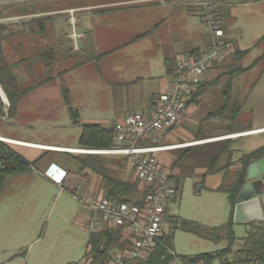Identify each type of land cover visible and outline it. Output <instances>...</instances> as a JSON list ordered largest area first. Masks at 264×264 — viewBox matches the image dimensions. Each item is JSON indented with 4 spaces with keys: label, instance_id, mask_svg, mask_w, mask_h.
<instances>
[{
    "label": "rangeland",
    "instance_id": "1",
    "mask_svg": "<svg viewBox=\"0 0 264 264\" xmlns=\"http://www.w3.org/2000/svg\"><path fill=\"white\" fill-rule=\"evenodd\" d=\"M119 1L123 0H0V25L5 27L9 35L4 41L5 56L11 64L26 60L17 64L14 71L19 76L20 86L36 88L21 103L23 115L17 119L0 118V134L23 131L20 124H25L30 126L33 134L53 137L59 133L69 143L78 144L82 124L114 126L124 117V99L121 91L116 92L107 79H122L134 74L136 63H130L133 59L131 55L136 57L139 51L131 54L124 48L105 54L108 48L126 45L136 34L167 18L134 48L152 47L150 51L140 54L150 59L154 57L159 66L156 72L162 74V58H170L174 62L181 54L178 52H187L186 48L204 42L207 27L203 22L202 9L204 7L206 10L210 4L218 12L229 38L236 41L239 49H250L239 63L242 67L251 66L264 54V41L257 44L264 35V0H160L124 4L122 12L118 11L120 13L116 14L103 16L100 13L104 10H120V6L113 4ZM158 5H162L161 10L153 11L154 6ZM170 9L174 12L172 16L166 13ZM74 32L79 36L75 38ZM60 47L70 56L61 65L48 69L41 54L49 50L62 52ZM78 47L82 49L78 50ZM101 54L103 57L99 58ZM54 55L52 66L56 61L59 62L58 58L62 59L64 56L59 54L57 58V54ZM75 64H78L75 70L64 77H58L60 70ZM131 70L133 72L129 73ZM250 70L233 79L232 95L241 103L244 102L243 110L237 118L238 123L230 124L223 117L208 119L202 123L207 127L219 128L218 133L222 135L208 137L199 132L197 138L190 141L188 137L174 136V133L168 131L162 143L202 144L211 139L258 129L250 124L264 126V60ZM222 71L216 69L207 73L204 81L216 79ZM50 77L55 79L41 87L40 83ZM228 79L229 76L223 75L217 85L206 90L199 103L201 113L214 112L221 107ZM66 89L69 90L72 106L79 112L80 126H70L73 119L64 99ZM39 109L49 110L52 115L33 116V111ZM54 125L64 127L50 130L41 128ZM229 129L245 131L229 133ZM263 138L264 134L236 138L237 141L231 146L234 148L233 155L230 158L226 155L216 164V169L228 165L227 169L208 174L198 171L182 172L184 175L180 192L168 207L167 222L168 216H173L195 221L209 229L226 224L231 218L233 206L228 193L217 191L216 188L234 180L235 172L241 167L240 157L259 146ZM181 149L183 148L157 154L158 159L170 168L172 174L175 165H169L167 157L172 156L173 162L176 161ZM98 155L104 159L113 175L119 176L121 170L128 171L124 156ZM69 160L72 166H80L76 159L71 157ZM194 165L205 166L207 160ZM30 192L25 185L18 187L12 184L5 188L0 198V264L80 262L88 249L89 230L85 218L89 217L90 211L65 190L51 193L39 205ZM36 205L38 208L34 210ZM77 215L81 220L77 221ZM254 225L264 226V220L234 222L237 238L235 250L241 248L244 238L254 231ZM169 231L168 223L167 233ZM221 236L216 241L177 229L173 233L172 249L179 257L215 252L228 245L226 233L222 232ZM233 258L234 255L228 257L229 260Z\"/></svg>",
    "mask_w": 264,
    "mask_h": 264
},
{
    "label": "built area",
    "instance_id": "2",
    "mask_svg": "<svg viewBox=\"0 0 264 264\" xmlns=\"http://www.w3.org/2000/svg\"><path fill=\"white\" fill-rule=\"evenodd\" d=\"M207 6L205 7V9ZM203 22L207 27L208 44L199 53L179 54L172 70L168 73L169 86L156 97L154 108L148 114L131 113L115 127V146L109 149H71L54 148L60 151H85L91 154H113L129 159L135 169L140 188L147 192L142 205L131 202L88 196L80 202L91 211L92 218L87 223L89 232H98L104 228L120 229L122 241L127 243L124 249H117L111 258L103 264H136L145 261L154 251L160 237L167 233L168 207L176 197L178 190L172 178V172L158 159L157 154L183 147L185 144H163L166 133L196 108V93L207 73L229 60L234 44L229 38L217 12L206 9ZM76 38L77 33L74 32ZM153 140L154 144H141V141ZM9 143L0 136V144ZM30 146H40L24 143ZM82 153V152H77ZM45 174L53 181L62 184L66 171L51 164ZM173 254H176L172 251ZM93 259L83 258L77 264H92ZM171 264H186L175 259ZM193 264H206L196 262ZM213 264H239L215 261ZM244 264H258L248 262Z\"/></svg>",
    "mask_w": 264,
    "mask_h": 264
},
{
    "label": "trees",
    "instance_id": "3",
    "mask_svg": "<svg viewBox=\"0 0 264 264\" xmlns=\"http://www.w3.org/2000/svg\"><path fill=\"white\" fill-rule=\"evenodd\" d=\"M214 5V4H213ZM208 9L214 12L216 10L211 8V4L208 5ZM204 11V7L202 9ZM218 13V12H217ZM219 15V14H218ZM220 17V16H219ZM221 19V18H220ZM224 25V24H223ZM225 27V26H224ZM226 28V27H225ZM141 36V35H140ZM9 37L5 31V27L0 25V85L5 92L8 99L9 106L6 105L0 94V118L14 117L17 114L18 106L21 99L30 93L34 86L22 87L19 84L18 75L14 71L15 64H11L4 51V41ZM139 38V36L137 37ZM234 44V52L228 61L219 64L216 69H222L219 77L212 81H203L196 93V102L203 96L210 86L217 85L221 76L227 75V80L223 90V103L221 107L209 114V118L223 117L228 120L230 124L236 123L239 113L242 109V103L232 95L233 79L238 75H242L256 64L264 60V54L259 57L251 66L242 67L240 61L250 52V49H239L234 39H231ZM264 41V35L259 39L258 43ZM201 49H195L190 52L191 54L199 53ZM54 51H47L41 54V57L46 61L47 65H51L54 59ZM25 60V59H24ZM173 68V67H172ZM170 68V71L172 70ZM64 99L71 113L73 123L79 124V112L72 106L69 90H64ZM175 128V127H174ZM170 129L169 131L173 130ZM235 129H231L234 132ZM141 144H154L153 140L141 141ZM233 140L225 139L215 143L205 144L199 147L195 151L197 157L195 163H202L207 160V172L214 173L216 171L224 170L227 166L219 167L216 169V164L220 158L224 155H232ZM79 145L82 149H109L115 146V130L114 126H105L98 123H85L82 124V132L79 137ZM4 152L8 161V168L6 171L0 174V192L3 188L4 180L7 175L29 170L31 165L24 161L17 153L4 146ZM193 149L190 147H184L180 150V154L177 156L176 162L187 155ZM264 157V145L248 153H243L240 157L241 167L237 169L234 174V180L225 185L221 184L216 190L228 193L230 201L232 203V212L230 220L219 227L209 229L204 225L192 220L183 219L180 217L168 216V223L170 225V231L164 236L160 237V241L156 245L154 251L145 261L137 262L136 264H171L175 259H179L182 263L193 264L196 262H204L206 264H213L215 261L221 262H233L244 264L248 262H257L258 264H264V226L254 225V231L249 232L248 236L244 238L241 248L235 250L236 235L234 232V208L236 204L237 195L242 186L247 182V173L249 165ZM204 159V160H203ZM83 166L91 168L97 172L103 178V187L105 189V197L108 199H117L119 201L131 202L136 205H142L145 201L147 192L140 188L139 181L130 182L121 179L119 176L113 175L111 170L105 165L104 159H101L99 155H93L88 159L82 161ZM198 166V165H196ZM173 180L178 190V193L174 199L179 195L181 188L182 177L172 174ZM181 229L184 231L192 232L197 236L205 239L220 240L221 233H226L228 239V245L218 251L211 253H203L196 256L188 257L173 254L172 251V238L175 230ZM127 243L122 241V234L120 229L104 228L98 232H91L88 239V249L84 258H92V264H103L108 261L113 252L117 249H124ZM234 255L232 260L228 257Z\"/></svg>",
    "mask_w": 264,
    "mask_h": 264
},
{
    "label": "crops",
    "instance_id": "4",
    "mask_svg": "<svg viewBox=\"0 0 264 264\" xmlns=\"http://www.w3.org/2000/svg\"><path fill=\"white\" fill-rule=\"evenodd\" d=\"M151 1H160V0H125V1L123 0V1L113 3L116 6H120L119 7V8H121L120 10H115V11L104 10V11H101L100 13L103 16H106L110 13L116 14V13L122 12V8L124 9V4L130 5V4L145 3V2L150 3ZM161 6L162 5L154 6L153 11H155L156 9L158 11H160ZM118 11H120V12H118ZM166 13L167 14L170 13V16H172V14L174 12L172 13V11L170 9ZM166 20H167V18H164L160 22L155 24L152 28H150L144 32H141L140 34H136L135 36L132 37V39L128 43H126V45H122L121 47H118V48H108V50L105 52V54H112L116 50H118V49L122 50L124 48H126V51L129 50V52H131V54H132V52L137 53L135 51H139L138 52L139 54H140V52L142 53V52L150 51L152 49V47H145L144 49H141V47H140V48L135 49V50H134V48H136L135 46L139 41L148 37L151 34V31L153 29L159 28L161 26V24H163ZM138 36H139V38H137ZM203 40H204V42H202L201 44L198 42L196 44H193V46L186 48L187 52L181 51V52H178V54L179 53H181V54L190 53V52L194 51L195 49H205L207 47V44H208L207 34L203 37ZM60 48L62 50V47H60ZM78 48H79L78 50H80L81 47H78ZM54 53L57 54V58H58L59 54H62L64 56H62L63 57L62 59L58 58L59 62L56 61V63L53 66L47 65L46 67L48 69H51L57 65H61L70 56L69 54H67L68 52L67 53L63 52V50H62V52L61 51H55ZM139 54L136 57L131 55V57L133 59H131L130 63L131 64L136 63L135 64L136 65L135 66L136 72H134V74H132L131 76H129L127 78H122V79H114V80L107 79V81H109L113 85L116 92L121 91L120 94L122 95V99H124V108H123L124 117L120 122H123L125 117L131 113H140V114L150 113V111L154 108V102H155L156 97H158L159 94L161 92H163L164 90H166L169 86L168 73L170 72V68H172L174 66L175 61L174 62L171 61L170 58H165V59L162 58V63H163L162 68H163L164 73L157 74L156 71H157V69H159V66L156 65L154 57L152 59H150L146 55L143 57L141 54L140 55ZM102 57H103V55L101 54L99 58H102ZM25 61L26 60L17 61V62H15V65L19 64L20 62H25ZM77 67H78V64H75L73 66H69L68 68H64V69L60 70L58 72V77L66 76L67 74H69L70 71L75 70ZM132 72H133V70H131V72H129V73H132ZM18 78H19V76H18ZM53 79H55V77H50L46 80H43L40 83L41 87H45L51 81H53ZM35 89H33L32 91H34ZM29 94H31V93H28L26 96H24L21 99L19 106H18L17 114H16V116H14L12 118L17 119L19 116L23 115V113H21L22 112L21 103L23 102V100L25 98H27V96ZM203 96H201L199 98L196 108L193 109L189 113V115H187L179 123V125L177 127H175L173 130L169 131L170 133L171 132L174 133L175 134L174 136L177 135V136L188 137L187 139H189L190 141L196 139L197 136L199 135V132H200V134H202L204 136H208V137H209V135L210 136H217V137H219V135H222L221 133H218L220 131L219 128L207 127L202 123V121H205L208 119L213 120V119L220 118V117H217V118H211L210 117L209 118V114L212 112H209L207 114L205 113L206 115L200 112V106H199L200 104L199 103H200L201 98ZM242 103H243V105H242V109L239 113V116H240V114L243 110V107H244V102H242ZM32 115L33 116H44V117L48 116V117H50L52 114L49 110L39 109V110H34ZM239 116H238V118H239ZM1 118L5 119V118H10V117L4 116ZM236 123H238V119L236 120ZM78 125L80 126V124H74L72 122L70 126L74 127V126H78ZM115 125H114V127H115ZM236 125L238 126V124H236ZM250 125H252L251 127L258 128V129H255V130L250 131V132L242 133V134H236V135L229 136L226 138L211 139L208 142H205L202 144H189V142L188 143H181V144H185V145L183 147H180V148L184 149V147H190L193 150L190 151L183 158H181L177 162V164H174L176 161L173 162L174 159L172 158V156L169 158L167 157L168 164L170 165L171 163H173L175 165L173 167L174 168L173 175L175 177L174 179H176V176L183 177L184 174L182 175L181 173L185 172V171H190V173L191 172L194 173L195 171H198V172H201L202 174H208L206 166L194 165L195 158L198 156L197 155L198 152L195 153V151L198 150L199 147H201L205 144L215 143V142H219V141H222L225 139H231V140H233V143H235L237 141L236 138L242 139L243 137H246V136H259V135L264 134V126H260V125L256 126L255 124L254 125L250 124ZM20 126L22 129H24L23 131H14L12 134H9V135L8 134L7 135L0 134V136L4 137V138H8L12 141V142L6 143L7 147L10 150L17 153L24 161L29 163L31 165L30 166L31 168L29 170H26V171L15 172V173L7 175V177L4 180L3 188L0 192V198L4 194L5 188L7 186L12 185V184L17 185L18 187L25 185L26 188L28 189V191H31L30 193L34 196V201L37 202V205L41 204V201H43V198L48 197L51 193H53V192L54 193H57V192L60 193L61 191H64V190L68 191L69 194H71V196H73V198L77 202H79L83 207H85V206L80 202L81 199L86 198L88 196H91V197H104L105 196V189L103 187L102 176H100L97 172L93 171L91 168L83 166V163H82V161L88 159L89 157H92L93 155H98V154L83 153L85 151H76V152L60 151V150H56L54 148L49 149V148L45 147V146H47V147H61V148L80 149L79 138L77 140L78 144H73V143L71 144L68 141H66L62 135H59L58 132H56V133H58V135H53V137L49 136V135L44 136L43 134H37L36 135V134H33L32 132H30L31 131L29 129L30 126H27L25 124H20ZM105 126H107V125H105ZM61 127H64V126L63 125H54V126L41 127V128H43L45 130H50V129L61 128ZM237 131H245V130H242V129H237V130L235 129L234 130L235 133H237ZM234 132H231V129H229V133H234ZM248 133H252V134H248ZM244 134H248V135H244ZM80 135H81V133H80ZM80 135H79V137H80ZM185 142H187V141H185ZM24 143H31V144H36V145H40V146H30V145H25ZM263 145H264V138L261 140L260 145L257 146L255 149H257ZM255 149H253V150H255ZM233 150H234V148L232 147V151ZM77 152H82V153H77ZM233 152H232V155H233ZM179 153H181V152L179 151ZM232 155H227V156H228V158H230ZM225 156L226 155L222 156L220 158V160L225 158ZM71 157L76 159L77 161H79L80 166L78 168L74 167V166H72V164H70L69 158H71ZM124 159H125L126 165L128 166V167L126 166L128 171L125 172L124 170H121L119 172V177L125 181H130V182L137 181L138 179H137V174H136L135 169L130 165L128 158L124 157ZM51 164H55V165L59 166L61 169L66 171V176H65L64 180L62 181L61 185H59L58 183L53 181L50 177H48L45 174V171L48 169V167ZM185 173H187V172H185ZM176 199H173L172 202ZM37 205L34 207V210L38 208ZM85 208H87V207H85ZM91 218H92V215H91V211H90V215H89V217L85 218V221L89 222L91 220ZM76 219H77V221L81 220V217L77 215ZM89 234H90V232H89Z\"/></svg>",
    "mask_w": 264,
    "mask_h": 264
},
{
    "label": "water",
    "instance_id": "5",
    "mask_svg": "<svg viewBox=\"0 0 264 264\" xmlns=\"http://www.w3.org/2000/svg\"><path fill=\"white\" fill-rule=\"evenodd\" d=\"M0 94L6 105L8 99L0 85ZM3 155L0 152V167ZM234 222L264 220V157L248 167L247 182L240 189L234 209Z\"/></svg>",
    "mask_w": 264,
    "mask_h": 264
},
{
    "label": "flooded vegetation",
    "instance_id": "6",
    "mask_svg": "<svg viewBox=\"0 0 264 264\" xmlns=\"http://www.w3.org/2000/svg\"><path fill=\"white\" fill-rule=\"evenodd\" d=\"M4 146L7 147L6 143L0 144V152L3 155L2 159H1V161H2V167H0V173L6 171L7 168H8V166H9L8 165V161L6 159V154H5L4 149H3Z\"/></svg>",
    "mask_w": 264,
    "mask_h": 264
},
{
    "label": "bare ground",
    "instance_id": "7",
    "mask_svg": "<svg viewBox=\"0 0 264 264\" xmlns=\"http://www.w3.org/2000/svg\"><path fill=\"white\" fill-rule=\"evenodd\" d=\"M7 141L12 142L10 139L6 138Z\"/></svg>",
    "mask_w": 264,
    "mask_h": 264
}]
</instances>
